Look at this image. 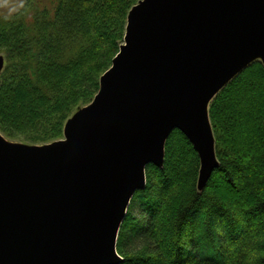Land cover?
Here are the masks:
<instances>
[{
  "label": "water",
  "instance_id": "obj_1",
  "mask_svg": "<svg viewBox=\"0 0 264 264\" xmlns=\"http://www.w3.org/2000/svg\"><path fill=\"white\" fill-rule=\"evenodd\" d=\"M264 68V0H140L90 104L44 145L0 132V264H118L130 201L170 133L218 162L208 107L241 70ZM4 58L0 55V73Z\"/></svg>",
  "mask_w": 264,
  "mask_h": 264
},
{
  "label": "trees",
  "instance_id": "obj_2",
  "mask_svg": "<svg viewBox=\"0 0 264 264\" xmlns=\"http://www.w3.org/2000/svg\"><path fill=\"white\" fill-rule=\"evenodd\" d=\"M139 1L18 0L6 12L0 7L1 134L32 145L61 139L65 122L97 93ZM250 89L256 92L247 95ZM239 104L246 110L242 122H257L242 148L233 140L236 123L227 119ZM208 113L217 167L199 190L198 154L174 129L162 166L147 165L145 187L130 201L116 243L118 264H264L262 63L233 77Z\"/></svg>",
  "mask_w": 264,
  "mask_h": 264
},
{
  "label": "rangeland",
  "instance_id": "obj_3",
  "mask_svg": "<svg viewBox=\"0 0 264 264\" xmlns=\"http://www.w3.org/2000/svg\"><path fill=\"white\" fill-rule=\"evenodd\" d=\"M18 0H6L5 2H3L2 5H0L2 11L6 12L7 10H9L11 7H14L16 5V2ZM0 9V10H1ZM4 58V57H3ZM4 66V65H3ZM255 93L256 90L254 89H250V91L247 92V95L248 94H252V93ZM233 97V94L230 95V98ZM94 98V97H93ZM93 100V99H92ZM91 100V101H92ZM90 104V102L88 103ZM86 104V105H88ZM251 104L253 105V103L251 102ZM85 105V106H86ZM83 107V106H82ZM80 107V108H82ZM79 108V109H80ZM77 109V110H79ZM76 110V111H77ZM75 111V112H76ZM241 111V112H240ZM246 110L242 109V107H240V104L239 105H236L231 111L228 112L227 114V119H230V120H233L235 123H236V127H237V131L238 133L235 134L233 136V140H235V142H237V145L239 146V148H242V145L244 144L243 142L245 141V139L247 138L248 134H249V131L252 130V129H255L256 126H257V122H249L247 124H244L242 122V118H243V113L245 112ZM74 112V113H75ZM73 113V114H74ZM72 116V115H71ZM70 116V117H71ZM246 125V126H245ZM5 137V136H4ZM8 141H11V142H15V143H21V144H28L27 141H25L26 139H24L23 137H19V136H9V137H5ZM62 138H63V135H62ZM61 138V139H62ZM59 139V140H61ZM50 143V142H49ZM47 143V144H49ZM52 143V142H51ZM263 143H264V139H263ZM28 145H32V144H28Z\"/></svg>",
  "mask_w": 264,
  "mask_h": 264
}]
</instances>
